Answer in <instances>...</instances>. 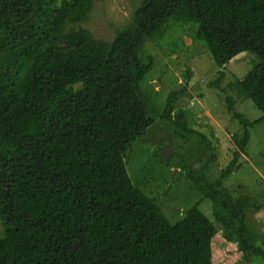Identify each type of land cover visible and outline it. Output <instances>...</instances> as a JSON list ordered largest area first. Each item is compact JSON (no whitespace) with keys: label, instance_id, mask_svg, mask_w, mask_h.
Listing matches in <instances>:
<instances>
[{"label":"trees","instance_id":"1","mask_svg":"<svg viewBox=\"0 0 264 264\" xmlns=\"http://www.w3.org/2000/svg\"><path fill=\"white\" fill-rule=\"evenodd\" d=\"M93 2L0 0V264H214L218 231L264 264L247 221L257 199L223 185L259 122L234 109L230 95L227 110L241 126L231 159L209 176L215 154L202 135L208 155L186 168L212 219L197 201L169 220L126 165L154 122L142 85L154 64L145 43L171 21L194 24L218 67L254 55L253 69L230 86L264 120V0H140L110 40L80 24ZM184 91L168 93L160 116L186 138L198 133L184 109H173Z\"/></svg>","mask_w":264,"mask_h":264},{"label":"rangeland","instance_id":"2","mask_svg":"<svg viewBox=\"0 0 264 264\" xmlns=\"http://www.w3.org/2000/svg\"><path fill=\"white\" fill-rule=\"evenodd\" d=\"M139 2L94 0L80 24L95 37L110 40L117 28L130 21ZM194 30L192 23L171 21L162 37L145 43L154 64L142 85L152 97L154 122L132 143L126 155L127 170L134 184L155 198L169 220H179L197 201L199 208L211 218L210 202L191 189L186 168L198 167L200 160L208 155L206 141L215 154L209 176L216 178L231 159L235 150L232 136L241 131V126L227 110L226 96L230 95L234 109L259 122L250 131L238 167L223 180V185L236 198L257 199L259 209H251L247 221L259 236L258 244L264 248V120L252 101L238 95L230 86L253 69L255 57L250 52H240L218 67L205 45L195 38ZM180 88L185 91L176 99L173 109H184L188 126L198 133L186 138L177 136L172 123L160 116L168 93ZM1 231L0 223V234ZM211 251L214 264H263L259 257L237 250L236 244L225 240L220 231L211 241Z\"/></svg>","mask_w":264,"mask_h":264}]
</instances>
